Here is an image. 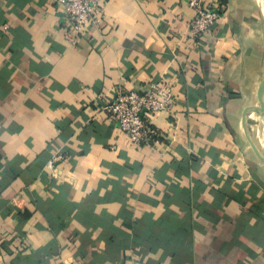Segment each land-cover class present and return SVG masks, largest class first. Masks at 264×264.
Wrapping results in <instances>:
<instances>
[{
	"label": "crops",
	"instance_id": "crops-1",
	"mask_svg": "<svg viewBox=\"0 0 264 264\" xmlns=\"http://www.w3.org/2000/svg\"><path fill=\"white\" fill-rule=\"evenodd\" d=\"M0 0V264H264V0ZM172 81L132 143L103 106Z\"/></svg>",
	"mask_w": 264,
	"mask_h": 264
},
{
	"label": "built area",
	"instance_id": "built-area-1",
	"mask_svg": "<svg viewBox=\"0 0 264 264\" xmlns=\"http://www.w3.org/2000/svg\"><path fill=\"white\" fill-rule=\"evenodd\" d=\"M206 0H190L193 18L188 25V35L202 40L207 30L220 18L221 13L205 3ZM66 20L65 30L72 43L90 26L101 23V6L103 0H59ZM174 89L172 81L162 76L151 81L143 91L117 88L114 99L103 106L109 119L132 143L157 144L158 137L148 124V118L158 112L171 113L174 106Z\"/></svg>",
	"mask_w": 264,
	"mask_h": 264
},
{
	"label": "water",
	"instance_id": "water-1",
	"mask_svg": "<svg viewBox=\"0 0 264 264\" xmlns=\"http://www.w3.org/2000/svg\"><path fill=\"white\" fill-rule=\"evenodd\" d=\"M258 97H259V108L264 110V74L262 75L259 83Z\"/></svg>",
	"mask_w": 264,
	"mask_h": 264
}]
</instances>
